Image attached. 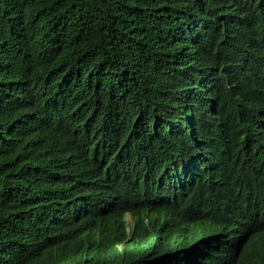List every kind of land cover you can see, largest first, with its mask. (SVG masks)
Returning a JSON list of instances; mask_svg holds the SVG:
<instances>
[{
  "label": "trees",
  "instance_id": "trees-1",
  "mask_svg": "<svg viewBox=\"0 0 264 264\" xmlns=\"http://www.w3.org/2000/svg\"><path fill=\"white\" fill-rule=\"evenodd\" d=\"M0 264H264V0H0Z\"/></svg>",
  "mask_w": 264,
  "mask_h": 264
},
{
  "label": "rangeland",
  "instance_id": "rangeland-1",
  "mask_svg": "<svg viewBox=\"0 0 264 264\" xmlns=\"http://www.w3.org/2000/svg\"><path fill=\"white\" fill-rule=\"evenodd\" d=\"M126 221L130 224L131 223V220L129 217H126Z\"/></svg>",
  "mask_w": 264,
  "mask_h": 264
}]
</instances>
